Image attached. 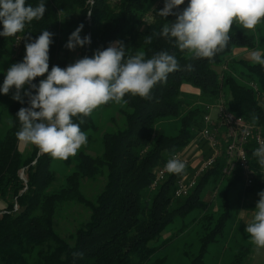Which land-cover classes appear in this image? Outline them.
<instances>
[{"label":"trees","instance_id":"obj_1","mask_svg":"<svg viewBox=\"0 0 264 264\" xmlns=\"http://www.w3.org/2000/svg\"><path fill=\"white\" fill-rule=\"evenodd\" d=\"M41 0H26L37 6ZM46 12L42 19L26 23L22 32L12 37L0 36V66L8 59L22 62L29 37L36 39L43 30L53 33L49 51V71L53 66L66 68L77 59L92 57L97 49H106L111 42L123 41L126 57L138 51L151 58L154 53L167 51L179 62V69L158 82L149 98L126 94L127 103L109 101L102 110H115L120 123L113 117L109 131H100L95 122L97 108L88 116L73 117L82 132L89 136L101 132L100 154L77 151L63 159L73 165L72 173L63 181L52 169L54 157L42 153L36 145L21 142L16 137L20 122L16 114L28 107L30 90L21 92L24 103L16 101L13 87L5 95L0 92V264H163L152 259L165 249L170 240H162L167 228L176 220L182 223L179 233L189 223H198L201 231L196 241L199 248L191 264H202L211 244L224 236L230 215L227 194L229 189L241 187L245 192L264 187L258 175L253 186L244 185L237 173L224 176V157L203 172L195 188L185 197H175L179 178L191 176L198 167L188 166L182 174L168 173L157 188L150 185L157 171L175 153L184 150L192 141L208 159L211 150L199 137L204 127L203 107H192L184 99L182 87L189 84L198 89L207 104L222 101L229 112L243 117L259 127L264 135V66L233 53L241 48L254 49L257 39L251 31L230 30V40L223 51L212 58H195L181 52L174 39L146 37L160 32L167 20L157 13L165 0H43ZM189 0L180 6L183 9ZM91 13V15H89ZM83 24L81 37L89 35L91 43L75 50L65 47L73 31ZM0 31L3 24L0 23ZM191 65V69L187 66ZM6 72L0 69V88ZM37 77L33 83L39 84ZM33 94L35 90H32ZM81 121H83L81 123ZM164 122H175L176 133H168ZM255 168H262L253 154ZM104 177V184L93 199L82 190V182ZM224 183L221 202L223 212L214 217L211 202L205 193ZM70 202L85 205L90 210L87 221L68 237H63L56 220L62 208ZM194 216L189 222V217ZM176 234L175 236H177ZM249 247L241 245L232 264H243ZM82 254V255H74Z\"/></svg>","mask_w":264,"mask_h":264},{"label":"clouds","instance_id":"obj_2","mask_svg":"<svg viewBox=\"0 0 264 264\" xmlns=\"http://www.w3.org/2000/svg\"><path fill=\"white\" fill-rule=\"evenodd\" d=\"M184 4L185 0H165L164 8L157 14L166 20L169 16L175 19L167 20L160 32L148 35L146 43L162 36L174 39L181 52L188 50L195 58H212L228 44L234 22L242 29L253 30L264 20V0H189L180 9ZM45 12L43 0L35 7L26 4V0H0V23L3 24L0 36H15L23 31L26 23L42 19ZM83 28L80 24L71 33L66 48L75 50L78 45L91 43L89 35L81 37ZM52 36L53 33L43 30L36 39L29 37L23 61L8 68L0 92L7 95L14 87L13 99L24 103L21 92L25 85L30 86L23 93L28 97L29 106L21 107L16 114L20 129L15 135L20 142L36 145L42 153L54 158L67 159L87 142L86 133L73 122V117L88 116L109 101L127 103L124 97L129 93L150 99L153 87L166 81L168 74L180 67L177 58L163 50L147 59L143 51L126 57L127 46L118 40L106 49H97L92 57L77 59L66 68L53 66L49 71ZM250 58L264 66V55L259 50H253ZM45 74L46 78L38 85L33 83ZM252 154L264 167V142ZM185 168V163L175 156L165 165L170 174H182ZM258 196L254 217L245 231L257 247L264 248V191Z\"/></svg>","mask_w":264,"mask_h":264},{"label":"rangeland","instance_id":"obj_3","mask_svg":"<svg viewBox=\"0 0 264 264\" xmlns=\"http://www.w3.org/2000/svg\"><path fill=\"white\" fill-rule=\"evenodd\" d=\"M239 29H242V26L234 22L231 30ZM242 30L247 31V29ZM249 31L254 33L257 39V45L253 50H259L262 55H264V20H261L256 25L255 29ZM253 50L241 48L236 50L233 56L252 61L250 53ZM14 63L18 62L13 59L5 60L0 66V69L7 71ZM183 93L185 101L192 107H203L207 104V102L201 98L200 91L189 84L184 85ZM94 116L95 122L99 126L101 132L105 130L109 131L114 127L111 121L113 117L120 123V115L115 110L104 111L102 107L99 108L98 106ZM162 127L168 133L172 134L176 133L177 130V124L175 122H164L162 123ZM100 131L91 133L87 136L86 144L77 151H86L92 155L100 154L102 151ZM25 145V143L21 142L22 148H24ZM196 146V141H192L189 146L186 147L187 153L190 154L191 157H193L197 151ZM52 169L63 181L64 177L72 173L74 168L73 165L65 163L63 159L55 158ZM104 181V177L102 176H98L94 180H84L82 182L84 194L89 199H93L104 184ZM224 188L225 184L222 183L218 189H213V187H211V189L205 193L204 200L211 202L210 212L215 218L223 212L221 198ZM260 191H264V187L256 188L249 192H245L241 187L228 190L227 202L230 215L226 222L224 236L218 243L211 244L208 247L207 254L202 264H232L241 245L249 247L248 256L245 258L243 264H264V248L257 247L252 242L250 235L245 231L247 223L251 222L254 217L256 204L259 200L258 193ZM2 208L3 204L0 201V211ZM89 216L90 210L88 207L79 203L70 202L60 211L56 220V227L63 237H68L80 226V224L87 221ZM194 216L196 215L193 214L186 222H189ZM181 226L182 223L176 220L172 226L167 228L166 232L163 234L162 240H170V243L152 259V262L157 259L163 260V264H191L193 255L196 254L199 248L196 238L201 231V227L198 223L191 222L187 230L183 233H179ZM176 234L178 235L175 236Z\"/></svg>","mask_w":264,"mask_h":264},{"label":"built area","instance_id":"obj_4","mask_svg":"<svg viewBox=\"0 0 264 264\" xmlns=\"http://www.w3.org/2000/svg\"><path fill=\"white\" fill-rule=\"evenodd\" d=\"M205 110L204 127L200 131L199 137L210 148L211 155L208 159H203V150L197 149V146L193 157L187 153V148L172 155L184 162L186 167H198L191 178L184 176L177 180L175 197L188 196L195 188L198 177L212 168L220 157H224V168H222L224 176H235L238 173L244 185L250 187L254 185L257 176L260 175L262 176L260 182L263 183L264 167L255 168L251 161V154L260 147L261 142H264L261 129L249 124L243 117L229 112L222 101L216 104H206ZM245 137H252V144H245ZM166 163L162 165V171H157L150 185L151 189L157 188L166 178L168 174L165 170Z\"/></svg>","mask_w":264,"mask_h":264},{"label":"bare ground","instance_id":"obj_5","mask_svg":"<svg viewBox=\"0 0 264 264\" xmlns=\"http://www.w3.org/2000/svg\"><path fill=\"white\" fill-rule=\"evenodd\" d=\"M245 144H252V137H245ZM160 171H162V169Z\"/></svg>","mask_w":264,"mask_h":264},{"label":"crops","instance_id":"obj_6","mask_svg":"<svg viewBox=\"0 0 264 264\" xmlns=\"http://www.w3.org/2000/svg\"><path fill=\"white\" fill-rule=\"evenodd\" d=\"M182 90H184V86L182 87ZM197 155H198V153H197Z\"/></svg>","mask_w":264,"mask_h":264}]
</instances>
